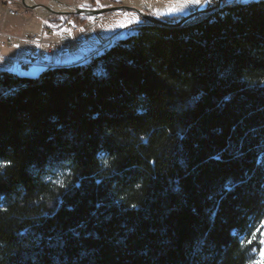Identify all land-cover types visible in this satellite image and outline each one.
Masks as SVG:
<instances>
[{"label": "trees", "instance_id": "16d2710c", "mask_svg": "<svg viewBox=\"0 0 264 264\" xmlns=\"http://www.w3.org/2000/svg\"><path fill=\"white\" fill-rule=\"evenodd\" d=\"M133 29L85 63L0 71V264H254L264 0Z\"/></svg>", "mask_w": 264, "mask_h": 264}, {"label": "crops", "instance_id": "0c3cea01", "mask_svg": "<svg viewBox=\"0 0 264 264\" xmlns=\"http://www.w3.org/2000/svg\"><path fill=\"white\" fill-rule=\"evenodd\" d=\"M64 1L85 7L95 6L92 4L100 7L125 2L124 0ZM203 3L205 2L188 3L184 6L188 10L186 13L206 8L201 7ZM10 7L17 8L19 13L11 15L8 12V6L0 1V71L10 70L19 74H27L34 69L44 70L55 66L88 62L94 55L110 45V40L116 39L120 33L124 34L126 31L124 26L130 27L144 21V18H140L135 10H115L103 14L99 23H94L93 16H89L78 32H72L64 27H53L49 17L34 16L28 12L31 10L23 8L21 0H13ZM43 27H46L45 31H42ZM31 34L42 35L43 41L30 39ZM10 37L14 39L13 46L4 44ZM69 45L74 47L72 51L67 50ZM33 48L40 50L39 61L29 63L26 68L21 69L20 64L28 60Z\"/></svg>", "mask_w": 264, "mask_h": 264}, {"label": "rangeland", "instance_id": "374dc122", "mask_svg": "<svg viewBox=\"0 0 264 264\" xmlns=\"http://www.w3.org/2000/svg\"><path fill=\"white\" fill-rule=\"evenodd\" d=\"M1 2H3V0H0ZM22 1V0H21ZM32 3L33 2H43V3H54V0H31ZM61 1L60 3H66V4H73L74 2H65L64 0H59ZM125 2H123V5H127L133 8H138L143 12L149 13V14H153L156 16H167V17H173V16H187L189 14H191L192 12L186 13V8H184L185 5H187L188 3H191V0H124ZM218 0H209L205 3L202 4V8L203 7H208V6H212L215 5L217 3ZM4 3V2H3ZM76 4V3H74ZM95 6H91V7H99L96 6V4H92ZM23 8L25 10H31L28 11L30 13H32L34 16L39 17V16H46L51 18V21L53 22V27L59 26L61 27H65V24H67L70 20H75L80 27L85 23L86 20H88L89 16H76V15H63V17L61 18V15H55L52 13H48L45 9L43 8H37V9H33L30 7H27L25 5H23ZM101 7V6H100ZM173 8H181L182 10L180 11H172ZM19 11V10H18ZM186 13V14H185ZM102 17V15H99ZM140 18L143 19L142 15L139 14ZM145 20V19H144ZM176 21V20H173ZM106 22V21H105ZM121 26V24H119ZM135 25H131L130 27L128 26H124V29L126 30L124 32V34L120 33L118 35V37L114 40H110V44L117 40L120 37H123L131 32H133V27ZM46 27H43L42 31H45ZM35 34H31L29 37L34 36ZM37 35V34H36ZM12 37L8 38L11 39ZM24 63V62H23ZM27 63V61H26ZM29 64V63H28ZM43 70H31L30 72H27V75H31V76H38ZM49 178H51V180L55 181V182H62L63 181V172L60 170H55L51 173V175L49 176ZM248 245H249V256H250V260L252 263L254 264H264V222L262 223L261 229L257 232L252 234L249 238H248Z\"/></svg>", "mask_w": 264, "mask_h": 264}, {"label": "water", "instance_id": "95a60500", "mask_svg": "<svg viewBox=\"0 0 264 264\" xmlns=\"http://www.w3.org/2000/svg\"><path fill=\"white\" fill-rule=\"evenodd\" d=\"M57 2H61L59 0H54ZM224 2V0H218L217 3L215 5L212 6H208L206 8H203L201 10H198L196 12H193L187 16H184L182 18H180L177 21H168L164 18H161L159 16H155L146 12L141 11L138 8H133L127 5H123V4H116V5H108V6H101V7H85V6H81V5H77V4H67L69 6H73V9H67V10H55L52 8L51 3H43V2H33L30 1L28 2L27 0H22V4L33 8V9H37V8H43L45 9L48 13H52L55 15H75V14H79V15H84V16H98V15H103L105 13L108 12H112L115 10H125V9H132L137 11L139 14L142 15V17L152 23H156V24H160V25H166V26H179L182 25L184 23H186L188 20L200 16L201 14L210 12L214 9H216L218 6L222 5Z\"/></svg>", "mask_w": 264, "mask_h": 264}, {"label": "built area", "instance_id": "2783aa9c", "mask_svg": "<svg viewBox=\"0 0 264 264\" xmlns=\"http://www.w3.org/2000/svg\"><path fill=\"white\" fill-rule=\"evenodd\" d=\"M3 2L8 6V12L11 14V15H17L19 13L18 9L17 8H14V7H10V4L13 3V0H3ZM93 21L94 23H99L101 21V16H94L93 17ZM65 27L67 30H70L72 32H78L80 30V25L75 21V20H70L67 24H65ZM30 39L32 40H35V41H38V42H41L43 41L42 39V35H34V36H31ZM4 44L8 45V46H13L15 44L14 42V39L11 38V39H7ZM74 49L73 46L69 45L68 46V49L69 51H72ZM40 59V50L39 48H33L29 57H28V60H27V63L24 62V63H21L20 64V68L21 69H24L27 67L28 63H34V62H37L39 61Z\"/></svg>", "mask_w": 264, "mask_h": 264}, {"label": "bare ground", "instance_id": "6f19581e", "mask_svg": "<svg viewBox=\"0 0 264 264\" xmlns=\"http://www.w3.org/2000/svg\"><path fill=\"white\" fill-rule=\"evenodd\" d=\"M27 1L30 2L31 0H27ZM55 2H57V1H54V3L51 4L52 8L55 10H67V9H73L74 8L73 6H69L66 3L61 4L60 2H57L59 4H56Z\"/></svg>", "mask_w": 264, "mask_h": 264}, {"label": "snow or ice", "instance_id": "6c2138e0", "mask_svg": "<svg viewBox=\"0 0 264 264\" xmlns=\"http://www.w3.org/2000/svg\"><path fill=\"white\" fill-rule=\"evenodd\" d=\"M192 3H202V2H207V0H191ZM182 10L181 8H173L172 11H180ZM3 165H0L2 167Z\"/></svg>", "mask_w": 264, "mask_h": 264}]
</instances>
